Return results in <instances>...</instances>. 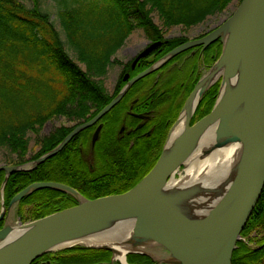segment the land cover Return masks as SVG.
Returning <instances> with one entry per match:
<instances>
[{"label":"water","instance_id":"1","mask_svg":"<svg viewBox=\"0 0 264 264\" xmlns=\"http://www.w3.org/2000/svg\"><path fill=\"white\" fill-rule=\"evenodd\" d=\"M217 39L222 42L219 58L188 96L159 159L134 187L124 193L89 199L61 182H35L6 206L4 189L12 173L36 169L61 152L81 131L94 126L138 80L188 48L207 47ZM206 75L212 79L203 84ZM219 80V93L211 112L192 125L198 105ZM232 83L234 88L224 93V88ZM192 100L195 106L184 120L185 109ZM182 120L184 126L171 144L170 137ZM101 128L100 124L93 134V146ZM206 135L217 138L210 148L230 143L241 148L226 178L214 182L205 175L179 188L169 187ZM1 170L6 175L1 188L0 220L4 218L5 222L0 229V264H31L50 251L73 247L109 250L116 257L115 244L129 245L125 257L141 253L149 255L155 264H232L238 239L264 188V0H241L222 24L202 38L176 47L136 75L109 104L77 125L55 148L22 164L0 165ZM43 188L68 193L77 204L43 218L14 223L11 217L13 212L17 215L19 202ZM125 224L130 225L131 233L124 240H95Z\"/></svg>","mask_w":264,"mask_h":264},{"label":"trees","instance_id":"2","mask_svg":"<svg viewBox=\"0 0 264 264\" xmlns=\"http://www.w3.org/2000/svg\"><path fill=\"white\" fill-rule=\"evenodd\" d=\"M32 1V6H27L20 0H0V149L17 155L8 165L30 160L26 158L29 133H39L49 119L63 115L75 118L77 124L59 127L41 139V148L31 160L55 148L78 124L93 118L115 98L124 84L111 95L105 77L116 62L114 55L134 31L141 29L153 40L162 39L164 27L191 28L223 13L233 0H56L66 41L40 1ZM153 13H157L161 25L155 22ZM218 42L217 56L211 61H216L222 52V42L220 39ZM162 57L154 59L155 62ZM219 87L220 81L202 99L200 107L204 106L205 111L212 110ZM115 128L116 122L105 127L97 141L92 156L94 170L89 166L92 126L36 169L12 173L4 189L6 206L35 182H61L89 199L132 188L152 169L161 153L153 156L146 151L109 150L110 146L119 145L116 138L111 139ZM124 173L130 177L129 182L122 184ZM5 175L1 170L0 211ZM75 204L77 201L70 194L43 188L19 202L17 215L24 222L36 220ZM260 218L263 222H259ZM4 222V218L0 220V229ZM258 223H264V188L245 228ZM232 264H264V247L255 251L244 243L238 244Z\"/></svg>","mask_w":264,"mask_h":264},{"label":"flooded vegetation","instance_id":"3","mask_svg":"<svg viewBox=\"0 0 264 264\" xmlns=\"http://www.w3.org/2000/svg\"><path fill=\"white\" fill-rule=\"evenodd\" d=\"M215 28L193 38L187 35L167 37L164 34L162 39L153 40L146 36L147 41L143 45L129 50L128 60L123 64L111 95L115 94L119 85L124 84V87L132 78L152 66L157 58L186 42L202 38ZM218 45L217 39L207 47L196 45L188 48L174 56L159 69L134 83L121 101L103 117L104 119L101 121V118L93 126L95 132L96 128L100 124L102 125L98 140L105 127L116 122V128L112 132L111 139L116 138L119 145L110 146L109 150L120 153L123 150L146 151L148 155L153 156L158 152L161 153L169 132L177 121L188 96L203 75L204 70L209 69L214 64L215 61L212 60V62L210 59L217 56ZM200 104L192 118V125L211 112L208 109L205 111V107H200ZM95 145H92L91 140L89 166L92 170L95 169L92 162ZM129 177L125 173L122 174L120 182L122 184L129 182ZM115 186L119 185L115 184ZM259 222H263V219L260 218ZM240 243H244L255 251L264 247V223H258L255 227L244 228L237 245ZM80 248L74 247L69 253L64 252L65 249L53 250L41 255L31 264H155L149 255L141 253H130L121 259L114 257L113 252L109 250ZM67 254L69 256L65 258L64 256Z\"/></svg>","mask_w":264,"mask_h":264},{"label":"rangeland","instance_id":"4","mask_svg":"<svg viewBox=\"0 0 264 264\" xmlns=\"http://www.w3.org/2000/svg\"><path fill=\"white\" fill-rule=\"evenodd\" d=\"M20 1L26 4L27 6H32L33 4L32 0H20ZM39 1H40V5L43 8V10L47 11L51 15V18L54 21L56 27L61 32V36L63 40L66 41L65 33L63 31V28L58 18V12L60 9V5L58 4V2L56 0H39ZM239 3H240V0H233L232 3L227 7V9L223 13L210 16L203 23H200L188 29L180 25L173 26L171 28L164 27V34L167 37L187 35L188 37L193 38L202 33H206L209 30L213 29L214 27L219 26L227 18H229L233 14L235 9L238 7ZM153 18L157 24L161 25V21L159 20L157 13H153ZM146 41H147V38L143 30L137 29L128 37V39L126 40L122 48H120L117 51V53L114 55V59L116 60V62L110 66L108 74L105 77V86L109 94H112L114 91V88L117 84V80L122 71L123 64L128 60L129 50L133 49L136 46L143 45ZM67 48L69 50L68 45H67ZM69 52L72 58H74V60L77 61L76 55L71 50H69ZM79 64L83 69H86L84 64H81V63ZM206 71L207 70H204V73ZM76 124H77V120L75 118H69L63 115L55 116L49 119L42 126L39 133H34V132L29 133L31 139H30V145H29V152L26 158L31 160L32 156L36 154L37 152H39L41 148L39 145V141L43 139L45 136H49L52 132H54L59 127H62V126L71 127V126H75ZM16 158H17L16 154H11L6 149H0V165L7 164L8 161H12L13 159H16ZM185 170H186V165L181 167V169L178 171L176 175V178H181L185 174ZM11 219L16 224L20 223V219L16 215V212L12 213Z\"/></svg>","mask_w":264,"mask_h":264},{"label":"bare ground","instance_id":"5","mask_svg":"<svg viewBox=\"0 0 264 264\" xmlns=\"http://www.w3.org/2000/svg\"><path fill=\"white\" fill-rule=\"evenodd\" d=\"M211 79H212L211 75H208V76L206 75V77L203 79L202 83L206 84ZM234 86H235V83L230 84L229 86L224 88L223 92L225 93L227 91L232 90L234 88ZM194 106H195V100L190 101L189 104L187 105L186 109H185L186 111L184 112V117H183L184 120L189 115H191ZM183 126H184V121L182 120L180 122V124L178 125L177 130L174 131L172 136L170 137V143L171 144L176 139V137L178 136V134L182 130ZM216 142H217L216 137H214V136L213 137H211V136L207 137V135H206V137L204 138V141L198 145V148L193 153L192 158H189L187 160L185 174L181 178H176V177L173 178L168 186L176 189L178 186L180 187V186H183V185L189 183L190 181H192V179L198 178L200 176L202 177L205 175L211 181H214V182H216L218 180L221 181L223 178H226L228 171L233 166V164L236 162V160L240 154L241 148L239 147V145H237L235 143H230V144H227V145H225L223 147H219V148H214V149L210 148L212 145H215ZM122 193H124V192H122ZM115 194H120V193H115ZM110 195H113V194H110ZM105 196H108V195H105ZM101 197H103V196H101ZM97 198H99V197H97ZM93 199H95V198H93ZM252 213H253V211H252ZM15 232H16V230H14V233ZM130 233H131L130 225H128V224L119 225V227L114 229L112 231V233H108V234L99 236L95 240L98 242L114 243L115 240L116 241L124 240V238H127L130 235ZM87 242L95 243L94 241H87ZM67 245H70V244H67ZM114 246L118 249L116 257L124 259L125 258V252L129 248V245L128 244H126V245L115 244Z\"/></svg>","mask_w":264,"mask_h":264}]
</instances>
